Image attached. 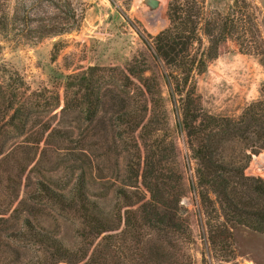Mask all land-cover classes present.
I'll return each instance as SVG.
<instances>
[{
	"label": "rangeland",
	"instance_id": "1",
	"mask_svg": "<svg viewBox=\"0 0 264 264\" xmlns=\"http://www.w3.org/2000/svg\"><path fill=\"white\" fill-rule=\"evenodd\" d=\"M157 1L0 0V264H264V199L241 176L264 180V0ZM167 28L192 38L189 55L206 56L186 81L153 50ZM129 64L155 93L139 144L157 209L117 197L131 144L118 126L129 88L119 72L90 73ZM89 77L102 93L90 96L99 109L92 122L87 104L61 110L66 85L73 98ZM12 114L17 126L5 127ZM199 144L223 165L228 197L258 212L245 220L260 228L226 223L225 239L210 242L209 225L223 219L215 194L198 184ZM81 179L96 206L43 190L65 192ZM95 208L121 220L98 231ZM52 238L65 260L49 256Z\"/></svg>",
	"mask_w": 264,
	"mask_h": 264
},
{
	"label": "trees",
	"instance_id": "2",
	"mask_svg": "<svg viewBox=\"0 0 264 264\" xmlns=\"http://www.w3.org/2000/svg\"><path fill=\"white\" fill-rule=\"evenodd\" d=\"M174 14L175 12H173L172 14L173 20L175 17ZM173 28H175L174 25ZM179 37L180 35H178L171 28L162 30L154 39L153 50L157 57H160L167 63L173 64L174 66L179 68L181 74L183 75V80L186 81L188 80V76L190 75L192 69L205 65L206 56H204L203 58L200 56L196 58L193 55H189V46H191L192 38L190 37L184 42L182 40L179 41ZM96 70L105 72L116 71V73L119 72L118 79L120 81V86H128L129 88L128 91L122 92L123 98H120L122 104L125 103L123 105L124 111L121 114V117H124V119L121 121L122 124H119L118 126H123L127 129L128 141L131 140V144L127 145L126 149H124L125 159L122 169L124 178L120 181L122 184L121 187L117 189V197L119 199H125L128 202H134L133 200L138 201L139 198H141V200L144 198V200L140 201L142 205L152 204V208L157 209V202L154 195V189L152 187V184L147 179L148 177H150V175H147L148 172L144 170L142 171V169H140L141 156L139 138H142V135H140L139 132L145 131L147 128H151L149 125L152 121L150 120L148 113L152 111L151 106L156 103V99L154 98L155 93L152 92L150 87V80H148L143 75L142 69H140L138 73H136L134 69H132L131 64L124 68H119L115 66L107 68H90V73H93V71ZM92 75L93 74H91V76ZM91 80L92 77H89V79L86 80L88 81V83L86 85H81L82 88L80 91L77 90L73 92V98L68 95L70 94L69 92L71 85L67 84V91L64 94L63 105L61 106V110L64 111L69 108L76 109L77 107H79L81 110V108L85 106V104H87L86 109L88 112V120L92 122L96 118L99 109H97V107H93L92 101L90 100V96L95 94V98L98 100L99 97L102 96V93L99 88L97 89L94 88L92 84L90 85ZM121 81H123V83H121ZM84 89L85 91L83 92ZM81 97L84 101L80 100ZM57 102L58 98L56 99L55 103ZM187 104L188 100L185 98L184 103H182L180 107V111L184 121L188 118L190 114ZM20 105L24 104L20 103ZM15 118L16 116L12 114L9 119L10 121L5 124V127H16L17 124L14 122ZM25 118L27 119V117ZM183 124V126H187V123ZM20 125L24 127L25 122L24 124L22 123ZM150 132L151 130L147 132V135L153 134V131L151 133ZM38 144V142L35 143V146L37 148ZM203 145L199 144L196 150V156L199 161V168L197 169L198 184L201 187H209L208 190L215 194L216 201L218 202L217 206L219 208L218 213L223 219L222 221H219L220 223L209 225L210 242L213 243V239L217 241L225 239L226 223L229 224L234 221L243 220V222L249 225H253L257 228H260V224L262 223H258L259 221L255 220L250 221L248 223L245 220L251 218L254 215H258V212L254 213L253 211L244 210L243 203L242 205H238L236 204V202H234L231 198L228 197L226 193V187L222 186V181L224 180V175L226 174L224 171H222L224 170V168L222 167L223 165L212 160L211 156H207L206 153L203 152ZM241 176L242 178H245L246 180L250 181V185H247L248 189H250L254 194L261 196V198L264 199V180L255 177H247L243 175V173ZM139 177H141L142 179L141 182L143 184V187L148 190L150 194L147 199H145V197H140L142 192L139 186ZM43 190L47 191L48 197L50 199L53 198L55 201L62 202L63 199L74 201L73 199H69V197L75 194L79 196L81 200L86 201L88 204L95 205L93 201L86 200L87 192L83 179L77 180V182L73 183L71 188L69 190L67 189L68 191L66 190L65 192L63 190H60V192L53 191L45 186L43 187ZM202 195L205 194L202 193ZM129 205H132V203H130ZM94 210L98 215L96 216L98 221H101L102 219L104 220V225L101 224V227H99L98 231L113 230L116 226V222H119L121 220V216L119 215L115 219H111L110 217L106 218L102 210L98 211L97 208H95ZM126 218L128 219V215L124 217L125 220ZM39 242H42L41 239H39ZM49 242L53 243L51 247H53V249L55 250V252H51L49 256H56L57 261L65 260L66 257L65 255H63L65 249L63 248V246L59 244L56 239L53 238L52 240L46 241V244H48ZM37 264H45V262H38Z\"/></svg>",
	"mask_w": 264,
	"mask_h": 264
},
{
	"label": "water",
	"instance_id": "3",
	"mask_svg": "<svg viewBox=\"0 0 264 264\" xmlns=\"http://www.w3.org/2000/svg\"><path fill=\"white\" fill-rule=\"evenodd\" d=\"M144 3L149 7V8H154L158 4L157 0H144Z\"/></svg>",
	"mask_w": 264,
	"mask_h": 264
}]
</instances>
